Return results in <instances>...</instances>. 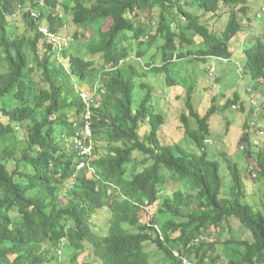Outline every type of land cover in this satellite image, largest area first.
<instances>
[{"label":"trees","instance_id":"obj_1","mask_svg":"<svg viewBox=\"0 0 264 264\" xmlns=\"http://www.w3.org/2000/svg\"><path fill=\"white\" fill-rule=\"evenodd\" d=\"M251 8V0H0V264H185V258L264 264V146L254 145L251 132L264 130V42L248 50L231 47L240 33L252 39ZM195 10L226 12L222 33ZM35 11L38 22L56 33L72 14L78 27L72 45L59 49L45 39L30 15ZM18 15L22 34L9 22ZM263 15L264 9L256 18ZM82 31L91 32L86 43ZM194 45L202 49L195 53L189 49ZM238 51L244 56L238 74L257 82L247 101L236 93L201 114L192 84L171 133L163 112L172 116V95L159 99L161 113L152 104L160 76L177 86L169 76L173 62L233 63ZM137 87L146 93L135 107ZM220 109L246 116L239 144L248 167L243 175L226 158L229 197L221 196V165L207 146L211 118ZM87 125L91 136L83 132ZM181 139L201 153H189ZM79 141L92 146L91 155H82ZM249 181H262L258 201L246 198ZM98 216L105 226H98ZM231 222L251 236L216 239L225 224L235 230ZM61 248L69 255L64 263ZM86 252L92 260L80 258Z\"/></svg>","mask_w":264,"mask_h":264},{"label":"rangeland","instance_id":"obj_2","mask_svg":"<svg viewBox=\"0 0 264 264\" xmlns=\"http://www.w3.org/2000/svg\"><path fill=\"white\" fill-rule=\"evenodd\" d=\"M252 8L251 15L255 16V26L253 28V37L250 40L244 39V34L240 33L234 42L237 40L236 44L232 42V48L236 50L240 47L243 49H252L255 46V42L259 39L264 42V15L261 19L256 18V14L261 12L264 9V0H251ZM32 7V2L27 1L26 9ZM20 10V7H18ZM63 10V8H62ZM195 12L201 14L202 20L206 23L207 26H210L212 29L216 30L218 33H222L223 28L227 25L228 14L224 11L219 12L217 16L203 15L202 12L195 10ZM18 15L14 20L10 19L9 22L17 28L18 32L22 34L25 30V23L22 18ZM68 28L62 31L60 36L75 38V32H77L78 27L73 24L72 14L71 18L68 20ZM90 33L81 32L79 39L82 42H88L90 38ZM162 44V41L157 42L153 47L156 51H158V45ZM68 48V47H67ZM147 48V46H146ZM193 52H197L202 49L199 46H191L189 48ZM154 54V53H153ZM236 62H223L217 61L212 58H207L205 61L202 60H194L193 62H189L188 59H184L181 61L173 62L169 66V76L177 81L179 85L170 87L167 84V75L160 76L161 83L155 86V94L152 101V104L155 105L156 111L158 113L163 112L160 108L161 97L166 99L171 96L170 105L172 106V116L168 114L169 110H166L164 113L167 122L166 126L169 127L170 132H175L176 124H171L173 120H177L179 114L181 115L184 107L183 102H180L184 99V95L188 92L187 90L194 84L195 91L193 90V102L196 109L201 113L205 114L210 109V107L215 104L218 107H222L226 101L230 98H234L236 93H239L242 96V99L246 100L249 98V94L247 91L249 89L254 90L257 87V82L254 81L249 74H245V72L240 75L239 69L242 68L244 70V56L240 51L236 52ZM162 63V54L158 53L157 64L160 65ZM96 68H99L97 65ZM213 68L215 70L214 76L210 77L209 72L210 69ZM209 71V72H208ZM220 80V84L216 80ZM36 82H40L41 78L39 76H35ZM202 80V83H201ZM198 82L199 86H198ZM87 89V87H85ZM186 92V93H185ZM146 91H143L140 87H137L134 92V105L138 107L142 101L143 96ZM263 98V97H261ZM159 101V102H158ZM184 101V100H183ZM2 101H0L1 104ZM14 104V103H13ZM220 113L215 114L211 118L212 124V135L211 138L207 142L209 157L212 161H218L221 165V175L223 179V189H222V197H229L230 186H233V180L230 176L229 169L227 167L226 158L231 161L237 163L239 168L243 170V175H245V169L248 167V161L245 160L244 153L240 150L239 139L242 134V127L245 123L246 116L242 114H238L235 112L222 111L221 109L218 111ZM171 116V118H170ZM259 117L264 119L262 116V112ZM235 120V121H234ZM141 136L143 139L149 134L150 126L146 125L144 130H141ZM169 133V135H171ZM166 134V133H165ZM160 137L163 141L162 132H160ZM177 141V139H173ZM178 142L181 146H183L189 153L192 154H200L201 151L194 145V143L185 139L184 141ZM166 142L163 141L166 145H171L168 140ZM264 180V179H263ZM248 181V180H247ZM262 182V181H261ZM260 182V185H261ZM259 184L253 183L249 181L246 183V198L258 201V199L262 197L263 191L261 188L257 187ZM176 184H170V191L174 192L178 188H175ZM174 189V190H171ZM176 189V190H175ZM252 196V197H251ZM259 197V198H258ZM243 203L251 205L252 203L248 200H243ZM253 205V204H252ZM251 205V206H252ZM254 206V205H253ZM255 212L259 210L257 208H253ZM96 223L98 226H105V218L102 216H98L96 219ZM233 228L235 230L229 231L228 226L225 224L222 235L216 237V239H220L222 242L227 240L230 237V234H235L237 238H248L246 237L248 234L251 236V233L244 227L240 226L237 222H231ZM64 248V247H63ZM59 249L58 253L60 255V261L65 262L68 260L67 252L65 249ZM153 247L147 246V250L151 251ZM62 250V254L60 251ZM221 253V251H219ZM81 259L84 260H92V252H86L80 256Z\"/></svg>","mask_w":264,"mask_h":264},{"label":"built area","instance_id":"obj_3","mask_svg":"<svg viewBox=\"0 0 264 264\" xmlns=\"http://www.w3.org/2000/svg\"><path fill=\"white\" fill-rule=\"evenodd\" d=\"M33 16H36V14L33 13ZM40 31L42 33H44V35L47 37V39L50 42L61 47V43H60L58 37L54 33L49 32V30L45 29V28H40ZM253 125L256 126L255 123H253ZM83 132L87 136H91V131H90V128L88 125L84 128ZM252 136H253V143L255 146H257V147L264 146V130L253 128L252 129ZM78 146L82 149V155H91L92 154V149H93L92 146H90V145L84 146L83 143L80 141H79ZM242 149H243V147H242ZM84 165L85 164H81L79 167H83Z\"/></svg>","mask_w":264,"mask_h":264},{"label":"clouds","instance_id":"obj_4","mask_svg":"<svg viewBox=\"0 0 264 264\" xmlns=\"http://www.w3.org/2000/svg\"><path fill=\"white\" fill-rule=\"evenodd\" d=\"M30 8L31 7H29V8H27L26 10H30ZM20 10H21V8H20ZM19 10V11H20ZM33 13H35L36 14V16H33ZM33 13H31L30 15H31V17L32 18H34V20L37 22V24H39V26L37 27V31L43 36V37H45V39H47V37L44 35V33H42L41 31H40V28H45V29H48L49 30V32H52V33H54L57 37H58V39H59V41H60V43H61V47L60 46H57V45H55L54 43H52V44H54L57 48H59V49H63V48H67V47H69V46H71L72 45V43L74 42V40H75V38H70V37H65V36H60L61 34L60 33H56V32H54V31H52L49 27H46L45 25H43V24H40L39 22H38V18L40 17V12H33ZM68 28V24H66V27H65V30ZM48 40V39H47ZM49 41V40H48ZM214 72H215V70L212 68V70H211V76L213 77L214 76ZM252 132V131H251ZM241 149H242V147H241ZM184 263L185 264H193L189 259H187V258H185L184 259Z\"/></svg>","mask_w":264,"mask_h":264}]
</instances>
